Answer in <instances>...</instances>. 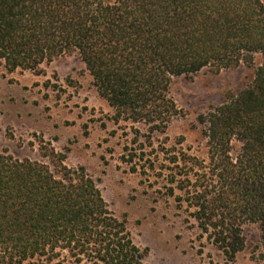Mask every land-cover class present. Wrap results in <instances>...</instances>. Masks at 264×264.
I'll list each match as a JSON object with an SVG mask.
<instances>
[{
  "label": "trees",
  "instance_id": "obj_1",
  "mask_svg": "<svg viewBox=\"0 0 264 264\" xmlns=\"http://www.w3.org/2000/svg\"><path fill=\"white\" fill-rule=\"evenodd\" d=\"M71 54L115 121L145 125L152 145L180 114L172 77L262 57L247 86L200 116L204 157L170 148L147 169L165 174L167 194L231 263L244 247L241 227L259 224L264 264V0H0L7 72H37ZM233 141L241 144L235 155ZM44 157L52 169L0 153V264H142L146 250L84 168H68L53 149Z\"/></svg>",
  "mask_w": 264,
  "mask_h": 264
},
{
  "label": "rangeland",
  "instance_id": "obj_2",
  "mask_svg": "<svg viewBox=\"0 0 264 264\" xmlns=\"http://www.w3.org/2000/svg\"><path fill=\"white\" fill-rule=\"evenodd\" d=\"M261 60L256 55L253 65L219 72L206 68L194 75L172 77L169 96L180 114L164 134L154 136L152 145L145 125L115 121L114 110L99 96L77 54L44 62L37 72L16 69L9 73L0 59V153L42 162L52 169L44 153L53 149L65 155L68 168H84L109 210L126 221L134 243L146 250L142 264H260L259 224L241 227L244 247L229 262L207 235L201 236L185 212L186 205L179 209L175 198L167 194L165 174L158 176L159 169L147 167L149 159L162 164L170 148L189 149L204 157L205 124L200 116L247 86ZM240 145L232 142L233 155ZM134 166L136 172L131 171ZM175 195L181 194L176 191ZM23 264L40 262L34 259Z\"/></svg>",
  "mask_w": 264,
  "mask_h": 264
}]
</instances>
